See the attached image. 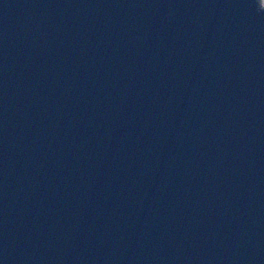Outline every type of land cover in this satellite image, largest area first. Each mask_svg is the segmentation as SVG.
Instances as JSON below:
<instances>
[{
  "label": "water",
  "instance_id": "1",
  "mask_svg": "<svg viewBox=\"0 0 264 264\" xmlns=\"http://www.w3.org/2000/svg\"><path fill=\"white\" fill-rule=\"evenodd\" d=\"M0 0V264H264V0Z\"/></svg>",
  "mask_w": 264,
  "mask_h": 264
},
{
  "label": "rangeland",
  "instance_id": "2",
  "mask_svg": "<svg viewBox=\"0 0 264 264\" xmlns=\"http://www.w3.org/2000/svg\"><path fill=\"white\" fill-rule=\"evenodd\" d=\"M259 2L261 3L262 1H261V0H259ZM261 4H263V3H261Z\"/></svg>",
  "mask_w": 264,
  "mask_h": 264
},
{
  "label": "snow or ice",
  "instance_id": "3",
  "mask_svg": "<svg viewBox=\"0 0 264 264\" xmlns=\"http://www.w3.org/2000/svg\"><path fill=\"white\" fill-rule=\"evenodd\" d=\"M262 10H264V9H262Z\"/></svg>",
  "mask_w": 264,
  "mask_h": 264
}]
</instances>
